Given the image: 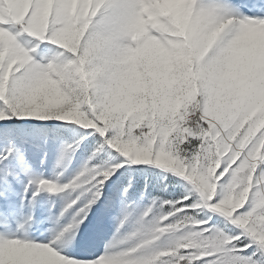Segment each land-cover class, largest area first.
Masks as SVG:
<instances>
[{
  "label": "snow or ice",
  "instance_id": "1",
  "mask_svg": "<svg viewBox=\"0 0 264 264\" xmlns=\"http://www.w3.org/2000/svg\"><path fill=\"white\" fill-rule=\"evenodd\" d=\"M0 264H264V0H0Z\"/></svg>",
  "mask_w": 264,
  "mask_h": 264
}]
</instances>
